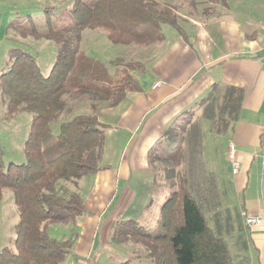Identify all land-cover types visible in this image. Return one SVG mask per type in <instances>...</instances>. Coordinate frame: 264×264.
I'll return each mask as SVG.
<instances>
[{
    "label": "trees",
    "instance_id": "1",
    "mask_svg": "<svg viewBox=\"0 0 264 264\" xmlns=\"http://www.w3.org/2000/svg\"><path fill=\"white\" fill-rule=\"evenodd\" d=\"M159 1L73 0L69 10H65L69 18L66 24L52 20L53 6L46 4L37 6L42 10L43 26L39 24L40 18L29 14L8 24L7 30L19 37L46 39L55 43L58 50L48 76L42 77L30 53L12 49L7 71L0 77V89L7 99V114H31L23 145L25 162L9 164L6 170L0 164V202L2 191L10 190L18 213L14 227L15 250L2 249L0 264H62L70 254L76 234L55 239L49 236L48 229L52 225L72 227L85 215L82 197L75 189L68 188V183L76 187L82 177L102 168L106 127L98 122L95 113L78 115L61 123L57 135L51 132L50 124L65 110L63 97L86 96L94 112L97 107H116L126 93L139 91L131 75L139 64L115 61L111 65L116 70L110 71L108 66L79 51L80 33L100 29L106 32L112 44L124 46L147 47L161 43L163 25H170L179 32L180 28L174 10L159 7ZM206 1L223 3V0ZM242 99L241 89L213 84L194 109L183 114L187 119L197 116L192 126L179 132L176 119L168 126L163 142L179 147L164 162L171 165L166 175L171 182L175 179L177 189L161 205L153 229L129 219L117 221L111 234L114 244L133 249L134 254L136 247H141L143 257L152 264H236L225 237L207 219L204 206L207 201L194 198L185 184V176H179L175 168L186 163L191 174L192 165L202 154L204 133L200 125L206 123L208 132L213 135L225 134L238 121ZM182 143L186 148L180 147ZM153 151L155 149L149 153V163H152ZM245 260V264H250L249 257Z\"/></svg>",
    "mask_w": 264,
    "mask_h": 264
},
{
    "label": "crops",
    "instance_id": "2",
    "mask_svg": "<svg viewBox=\"0 0 264 264\" xmlns=\"http://www.w3.org/2000/svg\"><path fill=\"white\" fill-rule=\"evenodd\" d=\"M208 5L206 8L212 9L200 15L185 13L186 9L182 10L184 13H176L179 37L170 44H164V37L155 45L157 54L147 61V70L153 71L155 78L145 81L143 86L135 79L139 91L126 93L119 105L101 108L95 114L98 122L107 126L101 160L111 158L114 165L103 164L95 174L87 175L92 179L87 199L82 197L80 186L87 176L72 187L82 197L88 214L77 219L74 226H64L68 237L72 233L76 237L63 264H97L102 256L110 255L109 251H117L118 247L110 244L114 224L134 209L137 195H145L152 187L149 153L161 143L168 126L193 110L213 84L243 91L238 121L227 133L232 141L228 157L233 152L232 159L245 167L261 155L264 0H223L222 4ZM239 208L240 215L264 216L263 202ZM158 218L159 214L149 225L129 220L153 229ZM241 226L249 231V236L242 238L244 245L253 244L264 258V224L250 229L241 218ZM58 236H61L58 239L68 238L64 234Z\"/></svg>",
    "mask_w": 264,
    "mask_h": 264
},
{
    "label": "rangeland",
    "instance_id": "3",
    "mask_svg": "<svg viewBox=\"0 0 264 264\" xmlns=\"http://www.w3.org/2000/svg\"><path fill=\"white\" fill-rule=\"evenodd\" d=\"M72 2L73 0H49V2L0 0V77L7 71L9 52L12 49H22L30 53L35 58L41 76H48L54 64L58 46L46 39H23L14 31L7 30V26L12 20L27 14L32 15L34 18H40L42 22H39V24L43 26L42 10H38L37 6H44L46 4L53 6V11L50 14L51 19H57L60 24H66L69 22V18L66 16L65 10H69ZM208 4L210 2L206 0H160L158 5L159 7H170L174 10V13L181 14L184 13L182 10L186 9L185 13L187 11L197 12L200 15L204 10L212 9L206 8L209 6ZM177 23L179 25V22ZM162 32L165 37L164 44H170L174 38L179 37V32L170 25H163ZM155 45L139 47L112 44L108 40L105 31L86 29L80 33L78 49L87 57L108 66L112 72L116 70L111 65L115 61L139 64L140 67L133 70V73H130L133 79H136L140 84L138 85L143 86L145 81L155 78L154 72L147 70L148 59L153 54H157ZM63 100L66 106L65 110L50 124L51 132L54 135L58 134L61 123L78 115L97 114L101 109L97 107V110L92 112L90 110L91 100L86 96L63 97ZM6 105L7 99L0 89V164L4 170L7 169L9 164L20 165L25 162L23 145L31 122V114L26 112L8 115ZM182 116L177 123L175 122L179 132L182 128L192 126L197 120V116L192 119ZM105 127L107 128V126ZM200 128H202L204 133L201 139L202 154L200 157H197L196 164L192 165L191 174H188L186 163L175 168V170L179 171V176H185V184L193 192L192 194L196 200L205 198L207 201V205H204L207 208V219L210 225L216 227L215 229L219 230L222 236L225 237L232 255L235 256L236 264H245V259L249 255L252 256V258L249 257L250 264H264V258L260 250H255V246L247 242L244 245L242 238L244 236L247 238L249 231L243 228L239 232L242 228L241 208L239 207L247 208L252 203L259 204L263 202L264 204V134L261 155L255 162L246 164L244 167L236 159L233 160L228 157L232 141H230L231 138H229V134L227 135V133L231 129H228L225 134L213 135L208 132L206 123L201 124ZM110 142V135H108L107 146L110 145ZM177 146L179 147V145ZM177 146H168L162 139L161 144L154 148L155 151L150 156L152 163L148 162L151 171L152 187L145 195H137L135 205L133 206L134 209L129 211L126 216H123L121 220L131 218L136 220L140 225L144 223L149 225L151 221H155L161 205L169 194L177 189L175 179L171 182L166 175V169H169L171 165L164 162L166 157L176 152ZM180 147L186 148V144L182 143ZM234 162L238 165V174H234L231 169ZM103 164L114 165V160L112 161L111 158L103 161L100 160V166ZM91 182L92 179L89 176L83 178L81 181L80 186L84 199L88 197L87 193ZM72 187L68 183V188L73 190ZM143 207L147 208L143 211ZM111 209L112 207L106 209L105 212ZM85 213L86 215L88 214L86 211ZM17 222L18 213L13 202L12 193L10 190L5 189L2 191L0 202V251L4 248L12 251L15 250L13 247L15 239L14 227ZM66 229V227L61 225H52L49 228L48 234L55 239L60 238L61 236L58 235L63 234L68 237ZM110 244L117 246L112 241H110ZM116 250V252L109 251V256H102L97 264H152L151 260L143 257L144 251L141 247H136V254L133 253V249L118 247Z\"/></svg>",
    "mask_w": 264,
    "mask_h": 264
},
{
    "label": "built area",
    "instance_id": "4",
    "mask_svg": "<svg viewBox=\"0 0 264 264\" xmlns=\"http://www.w3.org/2000/svg\"><path fill=\"white\" fill-rule=\"evenodd\" d=\"M233 152H230V158H232ZM238 165L236 163L232 164V171L234 174L237 173ZM241 218L243 220L244 225L247 228H256L262 226L264 224V216L263 215H248L246 213L241 214ZM84 264V263H82Z\"/></svg>",
    "mask_w": 264,
    "mask_h": 264
}]
</instances>
